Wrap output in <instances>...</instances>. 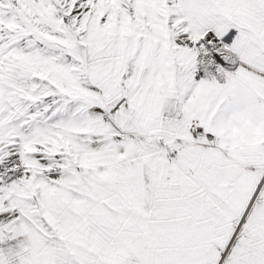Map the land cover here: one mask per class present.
Masks as SVG:
<instances>
[{
	"label": "snow or ice",
	"instance_id": "obj_1",
	"mask_svg": "<svg viewBox=\"0 0 264 264\" xmlns=\"http://www.w3.org/2000/svg\"><path fill=\"white\" fill-rule=\"evenodd\" d=\"M0 264H264V0H0Z\"/></svg>",
	"mask_w": 264,
	"mask_h": 264
}]
</instances>
